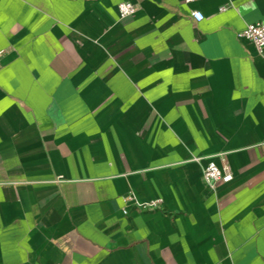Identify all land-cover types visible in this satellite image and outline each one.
<instances>
[{
  "label": "crops",
  "instance_id": "obj_1",
  "mask_svg": "<svg viewBox=\"0 0 264 264\" xmlns=\"http://www.w3.org/2000/svg\"><path fill=\"white\" fill-rule=\"evenodd\" d=\"M119 1L0 0V264H264V0Z\"/></svg>",
  "mask_w": 264,
  "mask_h": 264
},
{
  "label": "built area",
  "instance_id": "obj_2",
  "mask_svg": "<svg viewBox=\"0 0 264 264\" xmlns=\"http://www.w3.org/2000/svg\"><path fill=\"white\" fill-rule=\"evenodd\" d=\"M137 6L129 0H121L117 3L119 16L132 14ZM191 17L198 21L203 14L199 10H191ZM237 36L248 39L253 43L258 52H262L264 46V23L255 21L247 23L241 30L237 31ZM202 176L206 184L213 188L217 180L228 181L232 177V172L226 166H218L213 160H209L202 171Z\"/></svg>",
  "mask_w": 264,
  "mask_h": 264
}]
</instances>
